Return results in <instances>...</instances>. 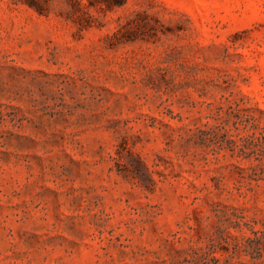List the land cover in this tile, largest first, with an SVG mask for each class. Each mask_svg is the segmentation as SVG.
Instances as JSON below:
<instances>
[{
    "label": "rangeland",
    "instance_id": "obj_1",
    "mask_svg": "<svg viewBox=\"0 0 264 264\" xmlns=\"http://www.w3.org/2000/svg\"><path fill=\"white\" fill-rule=\"evenodd\" d=\"M0 264H264V0H0Z\"/></svg>",
    "mask_w": 264,
    "mask_h": 264
}]
</instances>
